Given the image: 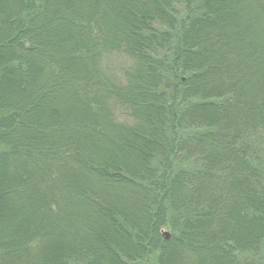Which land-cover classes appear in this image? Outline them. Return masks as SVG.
<instances>
[{"label":"trees","instance_id":"16d2710c","mask_svg":"<svg viewBox=\"0 0 264 264\" xmlns=\"http://www.w3.org/2000/svg\"><path fill=\"white\" fill-rule=\"evenodd\" d=\"M0 264H264V0H0Z\"/></svg>","mask_w":264,"mask_h":264},{"label":"water","instance_id":"95a60500","mask_svg":"<svg viewBox=\"0 0 264 264\" xmlns=\"http://www.w3.org/2000/svg\"><path fill=\"white\" fill-rule=\"evenodd\" d=\"M164 235H165L166 238H168L169 233L168 232H165Z\"/></svg>","mask_w":264,"mask_h":264},{"label":"bare ground","instance_id":"6f19581e","mask_svg":"<svg viewBox=\"0 0 264 264\" xmlns=\"http://www.w3.org/2000/svg\"><path fill=\"white\" fill-rule=\"evenodd\" d=\"M165 232H167L166 230L165 231H163V233L162 234H164Z\"/></svg>","mask_w":264,"mask_h":264}]
</instances>
